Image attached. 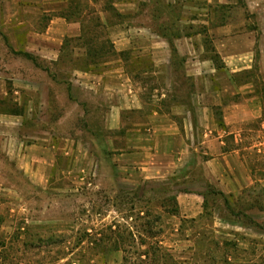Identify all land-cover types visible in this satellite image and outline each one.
<instances>
[{
    "label": "crops",
    "instance_id": "crops-1",
    "mask_svg": "<svg viewBox=\"0 0 264 264\" xmlns=\"http://www.w3.org/2000/svg\"><path fill=\"white\" fill-rule=\"evenodd\" d=\"M164 1L160 4L172 7L182 2L179 22L184 24H189L191 9L186 3H238ZM90 2L91 15L104 34L86 29L90 15L77 2L66 3L73 14L68 10L51 16V9L45 8L53 5L49 1L42 4L41 14L49 17L46 25L29 24L24 35H7V43L0 36L5 46L0 48V156L17 169L26 163L33 185L40 170L49 183L57 158L73 154L80 174L96 170L93 180L98 185L105 181L109 186L165 189L175 205L169 252L178 264H206L196 259L203 239L197 224L206 214L210 186L217 185L231 198L252 180L242 155L247 149L242 129L235 123L261 118L255 92L260 76L264 81V53L259 64L253 49L243 54L233 49L235 40L226 37L216 45L222 63L218 68L204 55L202 34L158 31L159 22L147 14L151 0ZM89 38L107 41L109 51L89 49ZM241 39L250 37L236 41ZM248 46L258 47V42L250 40ZM94 121L102 132L90 125ZM188 222L195 227L185 229ZM102 257L105 264L125 263L120 251ZM230 257L233 264L242 263Z\"/></svg>",
    "mask_w": 264,
    "mask_h": 264
},
{
    "label": "rangeland",
    "instance_id": "rangeland-1",
    "mask_svg": "<svg viewBox=\"0 0 264 264\" xmlns=\"http://www.w3.org/2000/svg\"><path fill=\"white\" fill-rule=\"evenodd\" d=\"M16 1L19 0H0V36L5 43L7 35L10 38L24 35L26 28H31L29 24L40 22V28L46 25L49 17L41 14L42 4L49 1L53 5L45 8L51 9V16L68 11L67 1L77 2V7L90 15L86 29L92 34L105 33L88 7L90 1L96 0H20V7H3L6 2ZM161 1L167 2L151 0L147 13L159 22L158 31L172 36L182 32L202 34L204 55L212 58L218 68L222 63L216 48L226 37H232L236 42L234 50L241 49L246 54L253 49L260 64V54L264 53V0H238L229 6L185 2L187 8L191 7L189 24L179 22L184 7L181 1L174 7L160 4ZM69 11L75 12L73 7ZM240 36H249L252 42H258V47H249L250 40L246 39L237 42ZM91 38L85 41L87 47L109 51L107 41ZM0 48L5 46L0 44ZM262 79L260 76L255 92L262 106L261 118L235 123L242 129V146L247 148L242 155L252 171L251 183L231 198L217 185H211L206 214L197 224V235L203 239L196 259L206 264H233L230 256L242 261L241 264H264ZM90 125L102 132L98 122ZM87 158L84 150L82 159L86 162ZM74 160L73 154L59 156L50 182L46 183L40 170L41 177L33 185L28 178L34 180V177L26 163L24 169H17L8 158L0 156V264H105L102 254L112 250L124 253V264H178L169 252L168 243L174 238L175 205L166 198V190L145 185L109 186L105 181L98 185L93 180L96 170L88 168V174H80ZM103 176L106 177L105 172ZM195 225L184 223V228Z\"/></svg>",
    "mask_w": 264,
    "mask_h": 264
},
{
    "label": "trees",
    "instance_id": "trees-1",
    "mask_svg": "<svg viewBox=\"0 0 264 264\" xmlns=\"http://www.w3.org/2000/svg\"><path fill=\"white\" fill-rule=\"evenodd\" d=\"M175 36H179V34L175 35ZM90 49V48H89ZM27 59L29 60H33V58L31 56H29L28 54H24L22 53ZM206 206H207V202H206Z\"/></svg>",
    "mask_w": 264,
    "mask_h": 264
}]
</instances>
